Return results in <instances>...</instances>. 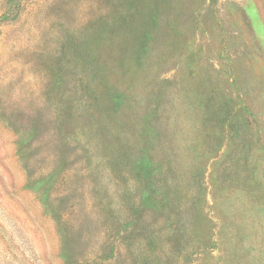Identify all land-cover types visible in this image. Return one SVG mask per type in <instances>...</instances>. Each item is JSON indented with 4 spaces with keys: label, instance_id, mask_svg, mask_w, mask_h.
Segmentation results:
<instances>
[{
    "label": "rangeland",
    "instance_id": "374dc122",
    "mask_svg": "<svg viewBox=\"0 0 264 264\" xmlns=\"http://www.w3.org/2000/svg\"><path fill=\"white\" fill-rule=\"evenodd\" d=\"M0 264H264V0H0Z\"/></svg>",
    "mask_w": 264,
    "mask_h": 264
}]
</instances>
